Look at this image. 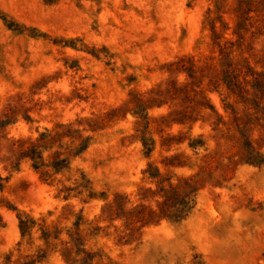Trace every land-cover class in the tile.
<instances>
[{
    "label": "rangeland",
    "instance_id": "1",
    "mask_svg": "<svg viewBox=\"0 0 264 264\" xmlns=\"http://www.w3.org/2000/svg\"><path fill=\"white\" fill-rule=\"evenodd\" d=\"M0 264H264V0H0Z\"/></svg>",
    "mask_w": 264,
    "mask_h": 264
}]
</instances>
